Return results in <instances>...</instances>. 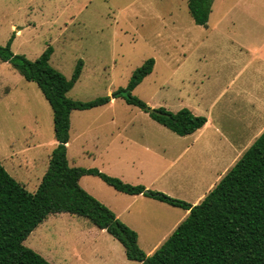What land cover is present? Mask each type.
Listing matches in <instances>:
<instances>
[{
	"label": "rangeland",
	"instance_id": "374dc122",
	"mask_svg": "<svg viewBox=\"0 0 264 264\" xmlns=\"http://www.w3.org/2000/svg\"><path fill=\"white\" fill-rule=\"evenodd\" d=\"M48 10L49 18L16 48L21 51L12 52L33 61L51 47L50 65L68 79L82 62L68 98H112L107 105L71 113L69 164L197 205L215 175L210 166L192 159L193 149L174 161L177 148L190 138L115 95L129 85L137 68L154 59L152 73L132 91L147 108L178 112L199 97L216 96L231 81L228 91L240 81H252L242 86V96L264 98V0H213L206 26L194 23L187 0H54ZM55 144L52 109L41 90L0 60V163L35 192ZM80 185L120 214L117 218L137 233L147 255L183 213L146 196L134 200L97 176L83 177ZM23 244L51 264H140L129 260L106 230L70 213L49 215Z\"/></svg>",
	"mask_w": 264,
	"mask_h": 264
},
{
	"label": "trees",
	"instance_id": "16d2710c",
	"mask_svg": "<svg viewBox=\"0 0 264 264\" xmlns=\"http://www.w3.org/2000/svg\"><path fill=\"white\" fill-rule=\"evenodd\" d=\"M212 4L213 0H187L196 25L208 24ZM14 37L0 45V60L11 63L41 90L52 109L56 145L35 192L27 190L0 163V264H51L23 242L49 215L58 213L87 218L118 240L129 260L140 264H264V131L195 206L142 185L124 183L95 168L71 166L67 157L71 113L107 105L112 98L104 96L88 102L68 98L67 93L80 77L82 62L68 79L50 65L51 47L32 61L12 52ZM154 63V59H148L137 68L129 85L115 97L147 111V104L132 91L152 73ZM157 111L150 113L153 120L179 136L191 135L207 122L205 116L194 115L187 108L171 112L161 107ZM87 175L99 177L119 192L143 195L189 214L147 255L139 246L137 233L81 187L80 180Z\"/></svg>",
	"mask_w": 264,
	"mask_h": 264
},
{
	"label": "crops",
	"instance_id": "0c3cea01",
	"mask_svg": "<svg viewBox=\"0 0 264 264\" xmlns=\"http://www.w3.org/2000/svg\"><path fill=\"white\" fill-rule=\"evenodd\" d=\"M53 3L54 0H0V38L2 39L0 44L5 45L14 34L15 37L11 49L14 53L21 51L20 49L16 50V48L19 47L20 42H22L27 33L37 29L38 22H44L49 18L48 7L52 6ZM34 16L40 19L34 20ZM259 57L262 60L261 53H259ZM247 83L253 84L252 81H243V85ZM233 84L234 81H231L216 96L197 97L196 101L187 104V109H190L194 115L205 116L207 122L195 133L181 136V138H190V142L182 141L183 143L177 148L178 155L174 161L183 158L193 149L191 153L192 159L197 160L200 166H210V175H215V182H212L208 192L201 194L197 201L204 199L264 131V104L262 103L264 98L262 96H260L259 100L257 97L244 98L242 96L244 93L242 81H240V86L228 91ZM194 86L196 87L195 96H198L200 89L197 81H194ZM244 100H247V102L242 105ZM179 142L181 141L175 144ZM172 149L176 148L172 147ZM142 197L144 196H134V200ZM155 201L163 204L160 205L161 207L164 206L163 202ZM164 208H167L166 211L170 213L175 210L169 209V207ZM188 214L189 211L183 210V213L178 215L175 221L172 222L169 230L159 242L165 241ZM115 215L120 217V214Z\"/></svg>",
	"mask_w": 264,
	"mask_h": 264
},
{
	"label": "water",
	"instance_id": "95a60500",
	"mask_svg": "<svg viewBox=\"0 0 264 264\" xmlns=\"http://www.w3.org/2000/svg\"><path fill=\"white\" fill-rule=\"evenodd\" d=\"M147 111H148L149 113H156V114L159 113L156 109H152V108H147Z\"/></svg>",
	"mask_w": 264,
	"mask_h": 264
}]
</instances>
